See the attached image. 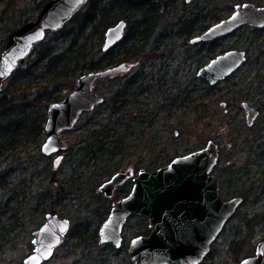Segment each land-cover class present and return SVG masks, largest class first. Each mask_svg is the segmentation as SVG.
I'll list each match as a JSON object with an SVG mask.
<instances>
[{"label": "rangeland", "instance_id": "1", "mask_svg": "<svg viewBox=\"0 0 264 264\" xmlns=\"http://www.w3.org/2000/svg\"><path fill=\"white\" fill-rule=\"evenodd\" d=\"M47 1L0 0V45L22 22L36 20ZM244 2L251 1L163 0L128 11L132 28L144 14L155 13L158 18L145 42V54L127 64L125 74L96 82L95 91L105 97V103L85 113L74 130L64 132L62 140L68 148L58 167L55 155L41 153L47 138L44 126L40 134L21 132L16 139L6 140L0 129V141L8 142L0 157V264H25L34 249L32 234L46 222L48 213L69 219L71 231L66 243L44 264H132L129 242L150 233L149 221L132 216L123 230L121 248L100 244L98 237L93 240L109 216L111 200L130 191L127 184L108 198L99 187L129 168L138 173L160 169L176 157L203 149L209 141L218 144L214 175L219 179L220 196L225 201L237 196L244 200L201 264H240L255 254L264 239V30L244 26L227 38L202 45L200 51L191 43ZM251 3L264 6V0ZM188 20L192 28L185 34L188 24H183ZM70 25L73 30L79 28L70 22L65 34L49 33L44 45L53 46L58 54L69 52L74 32L67 31ZM90 43L101 50L104 35L93 37ZM230 48L246 50L248 60L230 80L209 86L198 77L199 68ZM122 50L124 45H119L114 52L122 56ZM103 55L104 51L95 59ZM38 58V51L34 52L23 71L4 84L5 90L13 91L25 119L47 117L48 107L43 104L61 101L88 71H71L57 85L49 82V74L40 65L34 67ZM129 81L134 84L127 90ZM121 91L125 103L114 115L112 105L120 106L115 97ZM244 102L261 110L252 126ZM9 114L0 115V128L7 124ZM88 144H95L94 153H87Z\"/></svg>", "mask_w": 264, "mask_h": 264}, {"label": "water", "instance_id": "2", "mask_svg": "<svg viewBox=\"0 0 264 264\" xmlns=\"http://www.w3.org/2000/svg\"><path fill=\"white\" fill-rule=\"evenodd\" d=\"M136 3H153L161 0H131ZM191 2L192 0H186ZM90 0L47 1L34 21L8 34L0 55V94L3 86L15 72L32 57L45 42L48 33L57 34L88 4ZM264 28V6L241 3L229 18L212 25L207 31L191 39L192 44L218 40L238 31L240 27ZM128 21L122 19L106 30L103 51L120 44L127 31ZM247 60L244 50H230L199 69L198 77L216 85L231 76ZM126 63L93 69L82 73L76 87L61 101L48 106L44 130L47 134L41 147L42 154L51 156L65 152L62 135L73 130L81 116L104 102L95 91V83L117 72H123ZM246 106L248 125L252 126L258 111ZM201 150L176 157L167 166L148 172L144 169L133 178L130 193L112 203L109 217L100 227V244L122 247L123 229L133 215L144 216L150 223V235L134 237L128 254L133 264H201L210 253L212 244L243 203L237 196L224 200L220 196V183L214 170L219 161L218 144L209 141ZM58 156L55 167L62 162ZM134 174L133 169L119 172L99 187L106 197H113L117 186ZM46 222L33 234V252L25 264H44L52 259L61 247L71 228L70 220L59 214H46ZM240 264H264V239L256 246L253 256Z\"/></svg>", "mask_w": 264, "mask_h": 264}, {"label": "trees", "instance_id": "3", "mask_svg": "<svg viewBox=\"0 0 264 264\" xmlns=\"http://www.w3.org/2000/svg\"><path fill=\"white\" fill-rule=\"evenodd\" d=\"M248 1L252 2V0ZM168 5L169 4L166 3V6ZM139 6H142V4L136 3L131 0H107L105 3H102L101 0H90V3L70 21L72 22V24H79V28H77L76 30H73L75 29V27L71 25L69 30H67L70 31L72 29L74 31L73 33L70 32L73 37L70 51L58 54L56 53L53 46H45L44 43H42L41 46H39L38 49L35 50V52L38 51L39 58L34 63V67H39L40 65L47 72V74H49V82H52L54 84L57 83V85H59L62 82H65L64 80L69 77V73H71V71H92L93 69L101 70L112 65L114 66V64L117 63H124L126 61L133 62L135 61V59H141L142 55L145 54V42L149 38L151 34V28L153 27L154 23H156L158 18L155 13L144 14L142 18L136 20L138 22V26L132 28L131 25L133 23V19L128 11H131L134 7L138 8ZM190 16L191 15H189V18ZM122 19L127 20L129 23L127 29L129 31L126 33L122 42L119 44L124 45V50H122L121 53L122 56L116 54L114 52L115 48H113V50L104 52V55L96 60L95 56L103 50L95 49V44L90 43V41L93 39V37L96 36L102 37L104 35L105 37L106 30ZM27 21H24L22 23L24 24ZM190 22L192 21L188 20L183 24H188V29L186 30L185 34L191 31L190 29L192 27L190 25ZM89 28L90 30L87 32ZM131 31H133L132 35ZM60 32L61 34H65L64 29ZM5 44L6 41H3L1 43V52L5 48ZM19 71H23L22 68L12 76L16 77ZM132 81L135 82L136 80L132 79ZM19 82H21V80ZM133 84L134 83H131L129 81L126 89L129 90L133 86ZM29 87L30 86L28 84L27 88L30 89ZM71 88H74V86H72ZM119 94H125V92L121 91L117 95ZM15 97L16 96L13 94V91L10 92L9 89H4L3 93L0 95V115L4 116L6 115L7 111H10V116L7 119V124L5 125V127L2 126L0 128L2 129L1 131L3 132L5 140L11 138L16 139L17 135H21V132H26L29 135H32V133L34 132L38 134L42 133L44 123L46 122L45 114L35 116L33 115L31 116V118L29 117V119L21 117L22 115L18 111L19 106L15 104V101L17 100L14 99ZM116 97L115 101L117 100ZM43 105L48 107L47 103H44ZM112 106V113L116 115L119 106ZM14 114L19 115V117L13 116ZM7 145V141H0V157L4 154L3 150ZM94 145L95 144L86 145L85 149H87L88 154H92L95 152V150L93 149ZM92 158H95V156H92ZM92 236L94 240V237H98V234L95 233Z\"/></svg>", "mask_w": 264, "mask_h": 264}, {"label": "flooded vegetation", "instance_id": "4", "mask_svg": "<svg viewBox=\"0 0 264 264\" xmlns=\"http://www.w3.org/2000/svg\"><path fill=\"white\" fill-rule=\"evenodd\" d=\"M163 1V0H162ZM161 2V1H160ZM153 3H157V2H153ZM153 3H147V4H153ZM229 18V17H228ZM226 19V18H225ZM223 20V19H222ZM129 24V23H128ZM244 27V26H243ZM249 27V26H248ZM252 27V26H251ZM241 28V27H240ZM252 28H254L256 31H261V30H264V28H257V27H252ZM240 30V29H239ZM127 32H128V30H127ZM235 32H237V31H235ZM232 33H234V32H232ZM232 33H230V34H232ZM229 34V35H230ZM229 35L228 36H226V37H223V38H227V37H229ZM197 36H198V34H197ZM223 38H219L218 40H210V41H208V42H198V44L196 43V44H194L196 47H194V48H199L198 49V51H200L201 49H203V48H201L202 47V45H205V44H209V43H211V42H217V41H219V40H221V39H223ZM198 46V47H197ZM200 46V47H199ZM208 48H206L205 50H207ZM230 50H233V48H230ZM230 50H224V51H222L219 55H217V56H215V57H212V59L211 60H213V59H215L216 57H218V56H220V55H222V54H225L226 52H229ZM234 50H237V49H234ZM241 50H243V49H241ZM197 51V52H198ZM238 51H240V50H238ZM245 52H246V57L248 56V53H247V51L246 50H244ZM210 60V61H211ZM247 60H248V57H247ZM246 60V61H247ZM209 61V62H210ZM246 61L244 62V63H246ZM124 63H127V64H129V63H131V62H124ZM243 63V64H244ZM119 64H122V63H117V64H115V65H119ZM242 64V65H243ZM242 65H241V67H242ZM205 66V65H204ZM241 67L239 68V70L241 69ZM131 68V67H130ZM200 69V68H199ZM129 70V69H128ZM239 70H237V71H235L233 74H231V76H229V77H227V78H225L224 80H222L221 82H224V81H226V80H230L231 79V77L233 76V75H235ZM125 72H126V70L125 71H123V72H117V73H114L113 75H111L110 77H114V76H117V77H119V76H121L122 74H125ZM199 73V72H198ZM221 82L220 83H218V84H221ZM209 84V83H208ZM209 86H210V84H209ZM116 98H118V100H116L117 101V103H119V108L121 109L124 105L122 104V103H124L125 102V100H124V98L122 97V94H119V97H116ZM104 99H105V97H104ZM106 100V99H105ZM105 100H104V102L102 103V104H104L105 103ZM102 104H100V105H102ZM226 104L225 103H223V106H225ZM245 105H248L246 102H244L243 103V107H244V109L246 110V106ZM98 105H96V107H97ZM249 106V105H248ZM95 107V108H96ZM250 108H252V109H255V110H257L258 111V115H257V117H256V119L259 117V115H260V112H261V110L260 109H258V108H253L252 106H249ZM95 108H94V110H95ZM93 110V111H94ZM92 112V111H91ZM121 113H123V110L122 111H120ZM246 112H247V110H246ZM85 114V113H84ZM83 116V115H82ZM256 119H255V121H256ZM73 130H74V128H73ZM71 131V130H70ZM67 132V131H66ZM64 142H65V140H63ZM66 143V142H65ZM67 145V144H66ZM67 148H68V145H67ZM67 148L65 149V152L67 151ZM65 152H59V153H54V155H55V157H54V155H51V156H49V157H54V160L58 157V156H60V155H64L63 153H65ZM43 155V154H42ZM45 156H47V155H45ZM63 159H64V156H63ZM63 159H62V162H63ZM61 162V163H62ZM60 163V164H61ZM54 164H55V162H54ZM131 169H133V168H131ZM134 170V169H133ZM116 174H118V173H116ZM138 174V172H136V170H134V175L129 179V180H127L125 183H123V184H121V185H119V186H117L116 187V189H115V191L116 192H118V191H120V188L121 187H123V186H125V185H127V184H130V188L132 187V185H133V177L135 176V175H137ZM114 176V175H113ZM112 177V176H111ZM110 177V178H111ZM110 178H108V180L110 179ZM107 180V181H108ZM106 181V182H107ZM104 184V183H103ZM130 190V189H129ZM115 192V193H116ZM130 192V191H129ZM128 194H126L125 196H127ZM125 196H122V197H120V198H117V199H113V200H111L112 201V203L114 202V200H120L121 198H123V197H125ZM111 206H112V204H111ZM111 208V207H110ZM110 212V211H109ZM110 214V213H109ZM70 231H71V228H70V230H69V233H70ZM97 234H98V238H99V236H100V234H99V230L97 231Z\"/></svg>", "mask_w": 264, "mask_h": 264}, {"label": "snow or ice", "instance_id": "5", "mask_svg": "<svg viewBox=\"0 0 264 264\" xmlns=\"http://www.w3.org/2000/svg\"><path fill=\"white\" fill-rule=\"evenodd\" d=\"M81 2H82V0H81Z\"/></svg>", "mask_w": 264, "mask_h": 264}]
</instances>
